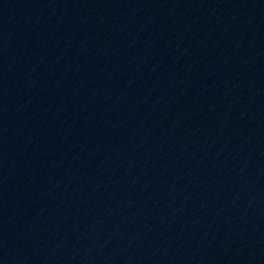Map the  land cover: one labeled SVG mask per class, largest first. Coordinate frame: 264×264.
Instances as JSON below:
<instances>
[{
    "label": "water",
    "instance_id": "water-1",
    "mask_svg": "<svg viewBox=\"0 0 264 264\" xmlns=\"http://www.w3.org/2000/svg\"><path fill=\"white\" fill-rule=\"evenodd\" d=\"M0 264H264V0H0Z\"/></svg>",
    "mask_w": 264,
    "mask_h": 264
}]
</instances>
